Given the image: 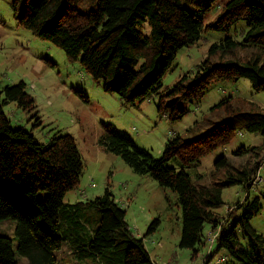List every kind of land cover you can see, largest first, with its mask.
<instances>
[{"label":"trees","instance_id":"16d2710c","mask_svg":"<svg viewBox=\"0 0 264 264\" xmlns=\"http://www.w3.org/2000/svg\"><path fill=\"white\" fill-rule=\"evenodd\" d=\"M218 1L12 0V10L18 26L62 50L69 62L79 63L93 81L101 82L105 92L116 94L128 105L157 97V112L171 108L167 118L177 122L189 105L202 102L214 81L246 79L254 91L264 95V0H228L221 14L204 25L206 14ZM239 22L251 30L241 43L226 39L210 52L219 49L225 56L241 47L251 50L247 60L213 64L208 58L196 67L192 78L183 77L169 92H163V76L179 50L197 42L204 31L229 32ZM0 97V222H15L17 253L28 264H57L55 252L65 242L60 226L62 200L79 182L83 169L80 154L71 136L53 137L41 146L31 134L9 126L2 104L9 101L25 111L35 109V100L22 81L5 87ZM171 97L177 102L167 104ZM231 100H222L212 108L217 119L195 122L187 139L169 137L159 159L136 147L129 135L110 124L101 123L99 144L136 174L149 176L175 194L182 215L179 247L192 250V258L198 254L195 247H204L207 241L203 264H209L218 251L237 264H264V236L250 226L252 218L264 209V192L250 198V190L259 184L254 181L264 158V113L245 110L237 100ZM201 127H205L202 133ZM236 132L263 138L260 148L240 147L232 153L234 157H256L242 167L221 157L210 177L199 176L190 182L183 169L166 166L173 159L183 168L197 162L229 144ZM234 185L244 189V200L229 214L219 215L217 210L224 205L222 190ZM40 192L46 194L43 201L37 199ZM93 204L101 214L98 227L88 249L77 247L76 256L114 250L117 264H153L143 240L131 234L124 210L109 192ZM157 224H151L146 234L154 232ZM205 226L211 233L218 232L212 245L208 233L204 235ZM0 264H17L10 239L2 235Z\"/></svg>","mask_w":264,"mask_h":264},{"label":"rangeland","instance_id":"374dc122","mask_svg":"<svg viewBox=\"0 0 264 264\" xmlns=\"http://www.w3.org/2000/svg\"><path fill=\"white\" fill-rule=\"evenodd\" d=\"M227 1L219 0L213 6L204 18V25L221 14ZM78 8L82 10L80 6ZM250 31L244 22L235 24L229 32L204 31L197 42L178 51L172 66L163 76V92H169L183 77L192 78L196 67L208 58L213 64L243 63L251 50L238 47L233 54L225 56L219 49L215 53L210 50L215 45H222L226 39L241 43L245 33ZM20 81L35 100V109L25 111L9 101L2 104L9 126L23 129L41 146L47 145L53 137L71 136L83 164L78 184L66 192L62 200L60 226L65 242L61 250L55 252L57 264H117L118 255L114 250L97 256L85 253L81 258L75 254L77 247L87 250L93 239L101 216L93 202L105 192H109L112 200L124 210L129 231L143 240L153 264H203L208 253L207 241H204V247H195L194 250L198 251L196 258H192V250L179 247L182 215L175 194L159 187L149 176L136 174L121 158L104 151L99 144L103 133L101 123L110 124L118 132L129 135L136 147L159 159L169 137L179 135L187 139V131L194 127L195 122L217 119L212 108L220 101L231 98L237 100L245 110L254 109L264 113V95L254 91L246 79L214 81L200 104L189 105V111L182 119L172 122L167 118L171 108L161 114L157 112V97L128 105L116 94L105 92L101 82L93 81L79 63L69 62L62 50L18 26L13 15L12 0H0V91ZM2 101L3 97H0V103ZM176 102V97L167 100V104ZM204 130L205 127L199 128L200 133ZM262 142L260 135L236 132L229 144L197 162L183 168L178 160L173 159L166 166L183 169L190 182H195L199 176L210 177L215 162L221 157L233 166L242 167L246 161L250 163L256 157H234L232 153L240 147L260 148ZM256 174L263 182L250 190V198L264 192V166ZM45 196L40 192L37 199L43 201ZM244 196V189L240 185L223 189L224 205L217 213L229 214L237 202L244 200ZM155 221L158 224L154 232L146 234ZM250 226L257 234L264 236V209L252 218ZM208 229L205 226L204 235ZM14 231L15 222L12 220L0 222V235L10 239L16 263L28 264L17 253ZM118 237L119 231L117 240ZM215 247L214 244L212 250ZM209 264L237 262L224 251H218Z\"/></svg>","mask_w":264,"mask_h":264},{"label":"built area","instance_id":"2783aa9c","mask_svg":"<svg viewBox=\"0 0 264 264\" xmlns=\"http://www.w3.org/2000/svg\"><path fill=\"white\" fill-rule=\"evenodd\" d=\"M262 166H264V161L262 162L261 167H262ZM260 182H261V178L257 176V177L255 178L254 183H255V184H258V183H260ZM217 233H218V232H216V233H211V234L208 235V236H209L210 245H212V244L215 242V239H216V237H217Z\"/></svg>","mask_w":264,"mask_h":264},{"label":"crops","instance_id":"0c3cea01","mask_svg":"<svg viewBox=\"0 0 264 264\" xmlns=\"http://www.w3.org/2000/svg\"><path fill=\"white\" fill-rule=\"evenodd\" d=\"M262 182H263V181H262ZM262 182H261V183H262ZM261 183H260V184H261ZM207 233H208V235L211 233V232H209V229L207 230ZM207 233H206V234H207Z\"/></svg>","mask_w":264,"mask_h":264}]
</instances>
